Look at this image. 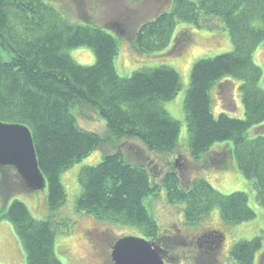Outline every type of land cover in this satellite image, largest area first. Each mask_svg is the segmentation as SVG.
<instances>
[{"label":"trees","instance_id":"1","mask_svg":"<svg viewBox=\"0 0 264 264\" xmlns=\"http://www.w3.org/2000/svg\"><path fill=\"white\" fill-rule=\"evenodd\" d=\"M161 1L167 3L163 10L140 22L128 39L121 38L118 58L122 60L123 39V46L137 54H161L170 44L163 54L180 52L188 38L185 31L174 34L181 23L215 29L217 34L224 31L232 51L200 59L191 69L184 100L189 149L196 160L213 144L232 141L237 170L250 182L257 205L264 208V137L256 136L264 135V128L257 132L260 125L264 127V92L259 88L261 70L253 62V52L264 40V0ZM61 3L0 0V123L29 129L38 169L48 187L49 209H59L65 202L61 173L97 151L100 161L78 175L77 213L111 225L137 227L145 239L154 240L157 224L144 200L164 189L168 202L185 204L186 221L193 226L215 208L225 224L253 220L244 192L224 198L202 179L189 187L182 185L175 169L162 176L161 169L153 172V162L128 142L136 141L147 153L170 154L177 148L179 123L160 104L178 93V73L160 67L120 77L114 63L118 34L111 24L95 23L87 13L77 15L81 4L74 0ZM211 19L218 22L208 24ZM76 48L91 49L92 64H77L69 55ZM223 78L236 82L243 93V120L212 113L210 93ZM252 130L253 139L248 140ZM136 150L139 153L134 155ZM133 155L142 160L135 161ZM228 157L227 167L234 173L232 155ZM0 185L2 190V174ZM6 202L0 220L11 225L27 264H63L54 254L51 223L32 220L17 200L9 206ZM260 231L253 240L233 248L237 264H252L264 237V228ZM85 239L97 255L98 245Z\"/></svg>","mask_w":264,"mask_h":264},{"label":"rangeland","instance_id":"2","mask_svg":"<svg viewBox=\"0 0 264 264\" xmlns=\"http://www.w3.org/2000/svg\"><path fill=\"white\" fill-rule=\"evenodd\" d=\"M77 2L76 14L82 16L88 14L89 18L95 23L112 24V29L116 31L118 35L115 36L117 40V56L115 58V67L120 77H126L132 72L140 70H148L152 68L167 67L176 71L180 77V90L177 95L170 101L160 104V106L169 114V116L179 123V133L177 144L179 151L183 149L184 145L188 142L187 124L185 120V113L183 109V101L188 88L189 76L194 63L203 58L215 57L218 54L228 51H218L220 47L221 35L224 42L227 41V35H224V31L220 30L217 34V30L201 28L197 29L192 24H178L175 27L174 34L177 30L188 34L189 38L185 46L182 47L180 52H171L166 56V51H169L172 47L170 44L163 53L152 54H137L135 51H131L129 46H123L126 40L123 39L121 45V56L119 60V49L121 38H127L133 35L137 26L144 19L149 18L159 11L163 10L167 3L161 0H74ZM84 1V2H83ZM171 2V0H166ZM59 4L61 0H57ZM83 2V3H82ZM166 5V6H165ZM72 12V11H71ZM208 24H215L218 22L216 19L207 21ZM211 28H216V25ZM219 35V36H213ZM187 36V37H188ZM264 40L261 41L253 52V61L256 66L263 68L264 66ZM83 49V50H82ZM184 52H186L184 54ZM69 55L79 65H90L93 62V51L91 49L76 48L73 49ZM175 55V56H172ZM261 64V65H260ZM260 65V66H259ZM187 73V75H186ZM264 73V71H263ZM259 86L264 90V79L262 78ZM237 105L239 104L236 99ZM213 111L217 110V105H213ZM230 116L237 117V113L228 114ZM137 150L141 151L145 158L152 161L153 165H161L164 170L168 168L167 161L172 159V156L176 151H173L169 156L168 154L147 153L142 149L141 145L136 141H130ZM231 141L224 142V144H231ZM223 143H215L213 146L222 145ZM182 148V149H180ZM218 150L222 154L228 156L226 146H218ZM136 150L137 155L139 152ZM151 154V155H150ZM134 157L135 161L142 160L139 156L138 160ZM167 156V157H166ZM229 158V157H228ZM101 157L99 152L95 151L89 154L85 159L76 163L69 169L61 173V184L65 191V202L59 209L50 210L45 200L48 194V187L46 186L42 191H22L23 188L19 187V181L17 175L14 174L13 169L5 168L2 176L5 179V187L1 190L0 185V214L5 213L1 210L7 200L9 206L13 200H17L23 203L32 220L34 221H47L51 223V227L55 233L54 240V254L63 264H101V259L106 260V264L109 262V255L106 249V244L112 237L117 236H134L137 238H144L142 231L134 226H124L119 224H107L106 221H97L93 216L83 215V213H77L75 211V202L81 193V188L78 184L79 172L88 166L97 164ZM147 160V161H148ZM183 160V159H182ZM202 160H209V156L204 155L200 159H196L197 165L202 164ZM185 162V161H184ZM142 163V162H141ZM182 163V161H181ZM217 167V168H216ZM218 166H211L208 173L202 175L201 179L208 181L218 192L222 194L232 192H244L248 197L249 206L254 209L255 206L259 208L256 213L255 219L250 222L244 223L238 226H229L228 230L235 233V240L251 241L258 236L261 229L264 228V208L256 205L253 199V191L250 182L247 181L242 174L237 170L235 172L229 171L227 162L225 167L218 169ZM158 169V168H157ZM202 166L200 168V171ZM239 172V173H238ZM195 171L191 168L179 169L180 182L188 183V178L195 175ZM178 175V176H179ZM8 190V197L5 195ZM145 207L148 213L154 218L157 224V234L159 235L164 229L168 227L172 220H175L183 212V203H170L165 197L164 189L159 192L157 197H148L144 200ZM6 207V206H5ZM4 207V208H5ZM254 207V208H253ZM2 218V217H0ZM219 212L215 208L203 219V224L214 225L219 223ZM98 225V226H97ZM107 226V227H106ZM104 227L106 229L104 230ZM92 228L99 229L96 233H89L84 235L86 231H90ZM94 242L101 248V252L98 255L93 254L86 242L85 238ZM235 241V242H236ZM234 242V243H235ZM96 247V246H95ZM174 248V247H173ZM184 247L181 245L174 248L179 252ZM179 249V250H176ZM106 251V254H105ZM108 257V258H107ZM223 260V259H222ZM176 263V262H175ZM190 260L182 258L179 264H192ZM0 264H27L26 253L15 236L11 225L6 220H0ZM199 264H202L201 262ZM214 264V263H213ZM226 264H235V261L231 258L226 261Z\"/></svg>","mask_w":264,"mask_h":264},{"label":"flooded vegetation","instance_id":"3","mask_svg":"<svg viewBox=\"0 0 264 264\" xmlns=\"http://www.w3.org/2000/svg\"><path fill=\"white\" fill-rule=\"evenodd\" d=\"M186 35L188 36L187 33ZM213 36H219V35H213ZM226 37H227V41L224 42L223 37L219 36L220 42H221L220 46L223 45V47H220V49L217 50V52L218 51H228V50L229 51L218 54V55L230 53L232 51L233 46L230 42L229 37L228 36ZM185 53L186 52H184V54ZM261 67L263 68V70L260 67L258 68L261 70V75H264L263 73L264 66L261 65ZM189 84H190V76H189L188 85ZM259 88L261 89L260 86ZM262 91L264 92V90ZM236 99H238V102H239L238 105L236 103ZM184 100H185V97H184ZM214 104L217 105L218 111H213ZM210 106H211L212 113L215 117H217L220 114L228 115L231 113H237L238 114L237 117H234V116L232 117L240 119V120H243L245 117L243 93L238 89V84L236 82L230 81V79L223 78L213 87L211 94H210ZM259 127L260 128L257 130V132H260V130L264 128L262 127V125H260ZM252 134H253V130L252 132L249 131V133H247L248 140L253 139ZM256 136L264 137L263 134L256 135ZM222 143H223L222 145L213 146L214 145L213 144L212 146H210L206 152L207 153L206 155L209 156V160L207 161L202 160V164H199V165H197L196 160L192 158V154L190 152L188 142L184 145L183 149L180 148L182 149L180 150L181 152L176 151V150H179V148L175 150L176 152L172 156V159L169 160V164L171 165V162H173L176 159H179L180 161H182V166L184 169H187L189 167L195 171L194 173L195 175L191 176L190 179L188 178L187 180L188 183L181 182L182 185L187 186V187L194 185L196 182H198L202 178L203 174L210 172L209 169L211 166H218L219 167L218 169L225 167V164L229 158L227 155H224V154H222L221 159L218 158L221 155V151L218 150L219 149L218 146H226L228 153L232 155L234 167L237 170L236 161L233 156V150H235L234 143L232 142L231 144H224V141ZM146 160H148V158H146ZM154 166H155L153 168L154 173L158 169H161L160 176H162L163 174L167 172V169L166 170L162 169L163 167L161 165L154 164ZM201 166H202V169L200 171ZM236 192H239V191H236ZM233 193L234 192L223 194L224 195L223 197L224 198L229 197L231 196L230 194H233ZM252 197L255 201L254 193ZM246 199H247L248 207L251 210H253L256 216L255 210L257 212L259 208L255 206V208L253 207L255 210L252 209L248 204L249 200L247 196H246ZM256 205H257V202H256ZM183 208H185L184 203H183ZM242 224H239V225H242ZM229 226H238V225H229L223 222L214 223V225H209V224H206V223L203 224L202 222H200L193 226L192 224L186 221L184 211H183L180 216H178L175 220L171 221V223L168 225L166 229H164L159 235H157V238H155L154 240H150V241L156 242L157 245H159V247L163 249L167 248L169 252V256L167 258V261H165L164 264H179L182 258L190 260L191 262H193L192 264H199L200 262L202 264H213V263L214 264H226L227 260H230L231 258L234 260V258L232 257V250L236 245L242 242L241 240H238V241L235 240V236H234L235 233H232L231 231L228 230ZM98 231L99 229H93V228L91 229V232L93 233H96ZM117 239L118 238L114 236L106 244V249H109L107 251V254L109 255V257H110L111 247L113 246V244L115 243ZM181 245L184 247L182 250L176 249V250H179V252L174 250L175 247L177 246L180 247ZM88 247L90 249L89 245ZM100 252H101V248H99V251L96 254L98 255ZM105 254H106V251H105ZM101 264H106V260L104 258L101 259ZM107 264H113L111 261V258H109V262ZM235 264L237 263L235 262ZM252 264H264V237L260 238L259 248L253 254Z\"/></svg>","mask_w":264,"mask_h":264},{"label":"water","instance_id":"4","mask_svg":"<svg viewBox=\"0 0 264 264\" xmlns=\"http://www.w3.org/2000/svg\"><path fill=\"white\" fill-rule=\"evenodd\" d=\"M13 167L29 192L42 191L45 180L38 169L30 131L22 125L0 123V168ZM113 264H164L167 253L136 237H124L111 247Z\"/></svg>","mask_w":264,"mask_h":264}]
</instances>
